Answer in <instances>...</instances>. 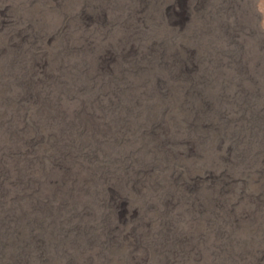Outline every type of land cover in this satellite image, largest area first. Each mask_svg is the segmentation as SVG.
Wrapping results in <instances>:
<instances>
[{"label": "rangeland", "instance_id": "obj_1", "mask_svg": "<svg viewBox=\"0 0 264 264\" xmlns=\"http://www.w3.org/2000/svg\"><path fill=\"white\" fill-rule=\"evenodd\" d=\"M0 264H264V0H0Z\"/></svg>", "mask_w": 264, "mask_h": 264}]
</instances>
